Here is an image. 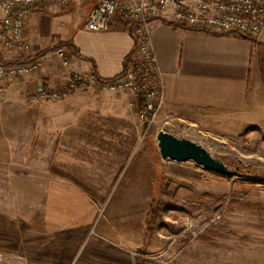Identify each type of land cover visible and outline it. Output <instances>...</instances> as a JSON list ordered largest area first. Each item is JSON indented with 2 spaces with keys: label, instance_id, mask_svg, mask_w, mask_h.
Listing matches in <instances>:
<instances>
[{
  "label": "rangeland",
  "instance_id": "obj_1",
  "mask_svg": "<svg viewBox=\"0 0 264 264\" xmlns=\"http://www.w3.org/2000/svg\"><path fill=\"white\" fill-rule=\"evenodd\" d=\"M254 41L252 112L191 138L232 176L163 159L158 133H189L158 115L146 124L132 93L91 83L32 103L33 88L10 84L0 93V253L18 264H264V36Z\"/></svg>",
  "mask_w": 264,
  "mask_h": 264
},
{
  "label": "crops",
  "instance_id": "obj_2",
  "mask_svg": "<svg viewBox=\"0 0 264 264\" xmlns=\"http://www.w3.org/2000/svg\"><path fill=\"white\" fill-rule=\"evenodd\" d=\"M100 1L82 0L70 7L34 10L28 19L30 56L51 51L41 57L39 72L17 81L30 90L36 85L62 90L76 73L96 72L105 80L122 74L134 40L121 16L116 14L111 19L107 32L85 29L89 12ZM151 24L163 74L164 102L158 120L173 130L188 132L176 136L191 140L199 133L211 132L213 127L221 129V124L249 116L256 96L253 78L262 67L260 42L238 34L185 29L163 19H154ZM66 42L74 44L79 56L67 48L55 49ZM60 49L66 50L67 63L58 56ZM2 57L9 62L15 60L13 53L5 49ZM59 160L55 162L59 164ZM45 177L46 187H55L53 182L58 179L52 170L46 168Z\"/></svg>",
  "mask_w": 264,
  "mask_h": 264
},
{
  "label": "built area",
  "instance_id": "obj_3",
  "mask_svg": "<svg viewBox=\"0 0 264 264\" xmlns=\"http://www.w3.org/2000/svg\"><path fill=\"white\" fill-rule=\"evenodd\" d=\"M67 2L0 0V60H3L4 49L15 57L11 64L0 63V93L17 80L36 74L42 67L41 58L30 56V14L36 9L60 8ZM116 14L128 26L134 40L132 66L108 82H99L92 72L74 74L62 90H47L42 85H36L29 95L32 103L57 100L66 92L96 83L104 91H125L138 97L143 106L140 116L151 123L164 102L163 74L154 49L152 20L163 19L185 29L220 35L238 34L252 40L264 36V0H101L89 12L85 29L94 33L107 32ZM57 54L66 62V50L60 49ZM18 263L0 253V264Z\"/></svg>",
  "mask_w": 264,
  "mask_h": 264
},
{
  "label": "water",
  "instance_id": "obj_4",
  "mask_svg": "<svg viewBox=\"0 0 264 264\" xmlns=\"http://www.w3.org/2000/svg\"><path fill=\"white\" fill-rule=\"evenodd\" d=\"M158 146L161 157L177 163L192 161L197 165L224 176L234 172L223 160L215 158L204 146L187 138L161 131L158 133Z\"/></svg>",
  "mask_w": 264,
  "mask_h": 264
},
{
  "label": "trees",
  "instance_id": "obj_5",
  "mask_svg": "<svg viewBox=\"0 0 264 264\" xmlns=\"http://www.w3.org/2000/svg\"><path fill=\"white\" fill-rule=\"evenodd\" d=\"M174 25H175V24H174ZM246 38H248V37H246ZM248 39H250V38H248ZM251 40H252V39H251ZM253 41H254V40H253ZM254 42H255V41H254ZM59 48H67V50H68L71 54H73L74 56H79L78 51L76 50L74 44L71 43V42L61 43V44H60L57 48H55V49L57 50V49H59ZM55 49H54V50H55ZM49 51H51V50H47V51L40 52V53L36 54V55L34 56V58H41V57H43L46 53H48ZM0 63H2V64H11V62H5V61H3V60H0ZM131 66H132V52H131V54L126 58V60H125V62H124V71H123V73L126 72ZM94 74H95V77L98 79L99 82H108V81L114 79V78H112V79H109V80H105V79L100 78V77L96 74V72H94ZM115 78H116V77H115ZM140 105H141V110H142V109H143V106H142V103H141V102H140ZM145 122H146V124L149 123L148 120L145 121Z\"/></svg>",
  "mask_w": 264,
  "mask_h": 264
}]
</instances>
